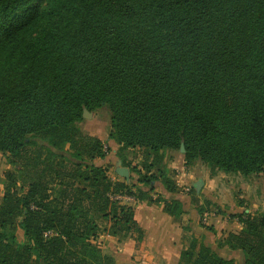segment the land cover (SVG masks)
Masks as SVG:
<instances>
[{
	"label": "trees",
	"instance_id": "16d2710c",
	"mask_svg": "<svg viewBox=\"0 0 264 264\" xmlns=\"http://www.w3.org/2000/svg\"><path fill=\"white\" fill-rule=\"evenodd\" d=\"M103 106L120 150L183 144L187 162L264 177V0H0V152L14 168L0 264H114L99 237L142 236L118 196L184 213L149 197L159 183L177 190L153 164L129 183L96 165L103 142L78 123ZM229 217L242 225L220 244L233 254L193 239L179 263L264 264V212Z\"/></svg>",
	"mask_w": 264,
	"mask_h": 264
},
{
	"label": "crops",
	"instance_id": "0c3cea01",
	"mask_svg": "<svg viewBox=\"0 0 264 264\" xmlns=\"http://www.w3.org/2000/svg\"><path fill=\"white\" fill-rule=\"evenodd\" d=\"M100 133H102L100 131ZM103 143L108 142L111 146V140L107 138V133L102 135L94 133ZM177 168L180 170V160H174ZM117 163L114 166L116 172ZM218 176L214 181L218 182L227 180L228 176ZM180 177L178 184H187L192 179L190 174L176 175ZM129 177L134 179V174L129 171ZM136 179L133 180L135 182ZM158 186L149 194L151 199L170 200L178 199L182 202L184 213L174 216L164 210L163 203L149 202L147 200L138 201L134 197L118 199L121 205H127L133 209V221L141 229L142 236L140 240H136L135 235L127 236L120 240L116 236L102 235L98 239V243L103 253L109 255L114 264H180L179 259L182 251L186 250L190 242L195 239L198 244L201 241L208 243L224 258L233 254L227 246H223L221 242L230 233L238 234L242 230V225L236 218L230 215L241 214L251 211L246 206L236 205L235 211L228 209L227 203L219 199L216 200L208 194L206 183L202 193L209 200L217 203L218 210L221 209L225 214H212L204 209L202 214L197 211V205L192 204L189 196L178 189L173 194L163 192V187L159 183ZM161 197V198H160ZM212 198V199H210ZM200 199V198H199ZM199 202H202L201 200ZM201 204V203H200ZM22 232L17 231V236ZM23 236V235H22ZM197 249V248H196ZM235 261L240 264L241 259L238 254L234 256Z\"/></svg>",
	"mask_w": 264,
	"mask_h": 264
},
{
	"label": "rangeland",
	"instance_id": "374dc122",
	"mask_svg": "<svg viewBox=\"0 0 264 264\" xmlns=\"http://www.w3.org/2000/svg\"><path fill=\"white\" fill-rule=\"evenodd\" d=\"M110 118L111 111L107 106L100 107L91 113V117H83L78 123L79 129L84 133L93 136L92 134H103L109 133L110 130ZM100 131L102 133H100ZM97 137V136H95ZM107 147L106 157L103 161L95 160L96 165L107 167L108 176L111 180L116 181L118 178L115 175L114 166L120 163L121 167L127 168L130 171H134V179L137 178V171L141 169V165H154L150 170V174L158 175L159 172L164 174L165 177L170 179L175 183L176 189L186 193L187 196L192 197L190 192L194 183L202 179L203 183H206V189L210 192L208 194L216 200H223L227 203L228 209H233L235 211L236 205H244L245 208L249 209L250 214H258L264 212V177L256 176L254 174L241 175L234 172H224L221 168L216 165H212L205 161L192 160L187 162L180 149H162L157 154L153 153L148 147L144 145L135 144L134 147H128L120 150L119 145L113 140H111V146L107 141L103 143ZM184 146V145H183ZM121 155V157H120ZM180 160V170L174 168L176 166L174 160ZM123 160V162H122ZM13 166L9 163L7 154L0 152V200L3 191L6 187L5 173L7 171L13 170ZM190 174L192 179L187 184H178L181 176L176 177V175ZM228 175L227 180L218 182L214 181V178L218 176ZM120 179L124 180L122 177L118 176ZM133 179V180H134ZM129 180L126 181L129 183ZM204 184L198 193L199 201L202 207L206 209L207 212L212 214H225L221 209L218 210L216 202L209 200L202 193ZM210 198V199H212ZM231 216V215H230ZM20 232V231H19ZM19 240H23L22 234L19 235Z\"/></svg>",
	"mask_w": 264,
	"mask_h": 264
},
{
	"label": "water",
	"instance_id": "95a60500",
	"mask_svg": "<svg viewBox=\"0 0 264 264\" xmlns=\"http://www.w3.org/2000/svg\"><path fill=\"white\" fill-rule=\"evenodd\" d=\"M83 117H91V113H89L88 111H84L83 112ZM180 152L181 153H184V146L183 144H181L180 146ZM116 173L118 176L122 177L125 181H128L129 180V170L127 168H124V167H121L120 166V163L117 164V167H116ZM203 180L202 179H199L197 180L195 183H194V189H195V192L198 193L201 189V187L203 186Z\"/></svg>",
	"mask_w": 264,
	"mask_h": 264
},
{
	"label": "built area",
	"instance_id": "2783aa9c",
	"mask_svg": "<svg viewBox=\"0 0 264 264\" xmlns=\"http://www.w3.org/2000/svg\"><path fill=\"white\" fill-rule=\"evenodd\" d=\"M103 148H104V150L106 151L107 150V147L106 146H103ZM129 198V196H126V195H123V196H118V197H115V199L116 200H118V199H120V198ZM31 208H33V206L31 207ZM57 235V233L56 232H54V231H51V230H48V231H45L44 233H43V238H48V237H52V236H56Z\"/></svg>",
	"mask_w": 264,
	"mask_h": 264
}]
</instances>
